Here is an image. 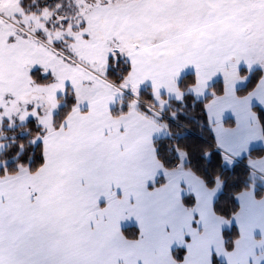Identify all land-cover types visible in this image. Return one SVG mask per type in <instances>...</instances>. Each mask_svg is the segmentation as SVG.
Wrapping results in <instances>:
<instances>
[{
  "label": "snow or ice",
  "instance_id": "1",
  "mask_svg": "<svg viewBox=\"0 0 264 264\" xmlns=\"http://www.w3.org/2000/svg\"><path fill=\"white\" fill-rule=\"evenodd\" d=\"M0 264H264V0H0Z\"/></svg>",
  "mask_w": 264,
  "mask_h": 264
}]
</instances>
